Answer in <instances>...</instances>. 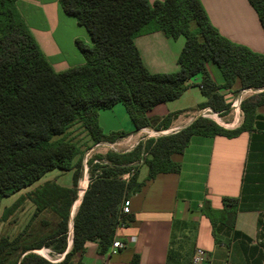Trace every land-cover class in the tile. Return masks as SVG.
Segmentation results:
<instances>
[{
    "label": "trees",
    "instance_id": "obj_1",
    "mask_svg": "<svg viewBox=\"0 0 264 264\" xmlns=\"http://www.w3.org/2000/svg\"><path fill=\"white\" fill-rule=\"evenodd\" d=\"M16 0H0V202L17 194L47 172H72L71 186L53 181L42 183L27 194L34 207L33 218L44 212V235L20 232L0 237V264H83L84 245L97 244L106 253L116 228L131 217L119 218L122 199L138 192L137 166L147 169L145 180L158 174L178 173L180 165L171 155L181 154L190 138L222 136L235 138L253 130L257 109L264 106V52H252L232 43L211 26L199 0H59L62 11L83 27L90 43L76 40L84 64L55 72L40 51L15 8ZM255 12L264 36V0H247ZM159 31L164 37H183L173 73L152 74L144 67L135 37ZM218 68L223 83L217 86L205 68L206 62ZM200 77L197 87L209 108L218 117L228 114L221 90L237 96L242 90H260L239 103L242 122L225 129L213 120L197 117L189 125L168 134L140 140L130 151L107 152L87 161L88 183L72 217L82 172L78 144L69 137L77 125L92 145L114 143L123 133L105 135L97 122L98 111L121 104L135 131L151 128L166 131L178 115L148 118L155 105L173 101ZM144 153L146 155H144ZM133 171L127 182L121 179ZM24 200L19 196L3 210L4 218ZM215 210L205 200L201 214L210 225L233 229L235 198L223 197ZM47 215L48 217H45ZM32 218V219H33ZM212 236L216 240L212 231ZM71 240L70 247L68 242ZM48 249L50 258L32 250ZM131 264H137L134 256Z\"/></svg>",
    "mask_w": 264,
    "mask_h": 264
},
{
    "label": "crops",
    "instance_id": "obj_2",
    "mask_svg": "<svg viewBox=\"0 0 264 264\" xmlns=\"http://www.w3.org/2000/svg\"><path fill=\"white\" fill-rule=\"evenodd\" d=\"M147 1L152 4L161 0ZM199 2L219 35L252 52H264L263 32L247 0ZM15 8L55 72L84 64L75 41L89 44V37L73 17L62 11L59 0H16ZM183 44V37L170 39L159 31L134 39L144 67L152 74L177 71L176 59ZM208 62L205 63L206 71L211 80L221 86L223 79L218 68L214 64L219 74L207 65ZM199 83L200 77L195 76L180 97L155 105L146 116L162 119L177 112L169 127L172 129L163 133L189 125L200 115L193 114L203 112L205 115L209 109L198 107L205 101L197 87ZM256 92L260 90H242L233 96L227 90H221L230 108L236 104L237 109L242 99ZM239 110L236 114L234 110L228 113L226 121L221 122L225 124L216 123L228 130L239 127L242 122ZM212 113L209 112L210 115ZM210 115L205 116L210 118ZM97 122L105 135L125 134L124 138L113 143H130L121 152L130 151L144 138L142 134L154 131L151 128L135 131L121 104L99 110ZM94 146L90 143L89 148ZM170 158L180 165L178 173L158 174L151 180H145L146 167L141 165L137 168L136 180L143 185L128 198L131 221L116 228L114 235V239L124 242L125 247L108 255L107 252L100 253L95 242L88 241L84 245L82 263L131 264L133 257L137 256V264H193V251L201 248L207 256L199 264H264V106L257 109L252 131L242 132L235 138L195 135L181 154H173ZM50 172V177L44 176V182L71 186V171ZM83 179L87 186L84 175L78 181L77 189ZM223 197L237 200L233 229L220 224L212 229L200 208L207 200L213 209L219 210ZM78 198L79 193L71 209L77 208L81 197ZM68 229L70 232V225Z\"/></svg>",
    "mask_w": 264,
    "mask_h": 264
},
{
    "label": "rangeland",
    "instance_id": "obj_3",
    "mask_svg": "<svg viewBox=\"0 0 264 264\" xmlns=\"http://www.w3.org/2000/svg\"><path fill=\"white\" fill-rule=\"evenodd\" d=\"M263 40H264V38H263ZM207 65H209V66L211 65L216 70V73L219 74L213 63L208 62ZM238 109H239V106H238ZM232 111H233V108H230L228 113H230ZM199 114H203V112L195 113V114H193V116L199 115ZM205 115L208 116L210 114H209V112H206ZM225 116L218 117V118H220L221 122H225L226 121ZM239 116H241L240 110H239ZM205 118H208V117H205ZM208 119H210V118H208ZM177 127H179V126H177ZM169 129H172V128H169ZM161 132L162 131H152V132L147 133V134H142L141 136L144 138H148L146 136H150V137L155 138V137L161 135ZM69 137H71L78 144V146L81 150L84 149V153H83L84 163H82L83 166H82L81 178L84 175H86L87 181H88V166H87L88 160H92L95 156H98V155L103 156L107 152L119 153V152L123 151L124 149H126L130 145V143H127L125 145H117V144H113V143H105L104 142V143H99L98 146H94L93 148L90 149L89 148V146H90L89 139L86 137L84 132L77 125L73 126L70 129ZM114 143H116V142H114ZM140 166L141 165L137 166V168H139ZM143 171H145V168L143 169ZM51 174H52L51 172L50 173L48 172L44 176H45V178H48L51 176ZM44 176L42 178H40L37 182L32 184L31 186H29V187L21 190L20 192H18L17 194L1 200V202H0V237L7 236V237L11 238V237L17 235L18 233H20L22 231L26 232V233H31L32 235H35L37 237H41L44 235V227H41L39 225L41 220L44 221V212L40 213L35 218H33L32 216L34 213V207L26 197L27 194H29L33 189H35L37 186L44 183ZM80 184H79L78 191L84 188V185H83L84 179L81 181ZM19 196L23 197L24 200H22V202L19 204V206L13 212H11L8 216H6L4 218V216H3L4 208L9 207ZM45 217H48V216L45 215ZM36 252H37L36 254L50 258L48 255V249L41 248V249L36 250Z\"/></svg>",
    "mask_w": 264,
    "mask_h": 264
},
{
    "label": "built area",
    "instance_id": "obj_4",
    "mask_svg": "<svg viewBox=\"0 0 264 264\" xmlns=\"http://www.w3.org/2000/svg\"><path fill=\"white\" fill-rule=\"evenodd\" d=\"M204 115V114H201ZM99 144V143H98ZM98 144H95L96 146H98ZM144 155H146L144 153ZM142 164V161H139L137 163H134V166H139ZM133 174V171L125 173L124 175H122L121 179L125 182H127V180L131 177V175ZM130 214V202L128 198H124L122 199L121 203H120V207H119V218L121 219L122 217L129 215ZM123 224H121L119 227H122ZM125 247V243L114 239L112 240V244L109 247L107 254L111 255L115 252H117L118 250H121ZM206 252L204 250H202L201 248H195L191 257V262L193 264H199L201 262H203L206 259ZM47 258V257H45Z\"/></svg>",
    "mask_w": 264,
    "mask_h": 264
},
{
    "label": "bare ground",
    "instance_id": "obj_5",
    "mask_svg": "<svg viewBox=\"0 0 264 264\" xmlns=\"http://www.w3.org/2000/svg\"><path fill=\"white\" fill-rule=\"evenodd\" d=\"M233 110H234V114H236V113H238V109H237V105L236 104H234V106H233ZM210 118L212 119V120H214L215 122H218L220 125H223V124H225V123H221V121L219 120V118L214 114V113H212L211 115H210ZM164 131H162V133H163ZM81 185V184H80ZM84 188L83 189H81V190H79V198L81 197V195H82V191L86 188V180L84 179ZM78 198V199H79Z\"/></svg>",
    "mask_w": 264,
    "mask_h": 264
},
{
    "label": "water",
    "instance_id": "obj_6",
    "mask_svg": "<svg viewBox=\"0 0 264 264\" xmlns=\"http://www.w3.org/2000/svg\"><path fill=\"white\" fill-rule=\"evenodd\" d=\"M207 111H208V112H212L210 109H208ZM215 114H216V113H215ZM216 115H217V114H216ZM199 116H201V117H206L205 115H201V114H200ZM199 116H198V117H199ZM196 118H197V117H196ZM196 118H195V119H196ZM215 123H216V122H215ZM168 133H170V132H165V133H162V132H161V135L168 134ZM83 192H84V190L82 191V194H83ZM81 197H82V196H81ZM80 199H81V198H80ZM79 202H80V201H79ZM78 204H79V203H78ZM75 210H76V209H75ZM75 210H74V209H71V210H70V223H69V225H70V233L72 232V217H73V215H74V213H75ZM70 244H71V240H69V242H68V246H70ZM32 252H33V253H37V252H36V249L32 250ZM41 256H42V255H41ZM43 257H45V256H43Z\"/></svg>",
    "mask_w": 264,
    "mask_h": 264
}]
</instances>
